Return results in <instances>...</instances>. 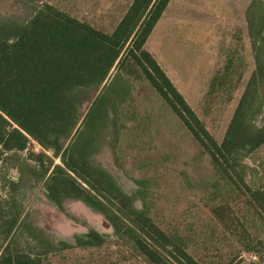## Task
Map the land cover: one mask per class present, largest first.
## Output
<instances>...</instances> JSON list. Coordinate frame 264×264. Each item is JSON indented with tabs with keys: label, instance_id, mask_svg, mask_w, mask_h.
Masks as SVG:
<instances>
[{
	"label": "trees",
	"instance_id": "trees-1",
	"mask_svg": "<svg viewBox=\"0 0 264 264\" xmlns=\"http://www.w3.org/2000/svg\"><path fill=\"white\" fill-rule=\"evenodd\" d=\"M169 1L132 0L109 33L47 2L36 6L28 19L0 18V162L35 141L51 155L29 153L36 162L34 180L62 213L67 214L66 199L82 202L108 221L117 242L130 246L147 264H202L187 251L181 235L153 220L151 205L142 193L144 181L137 180L141 190L127 193L94 160L112 118L106 110L112 102L108 90L119 76L103 85L87 113L83 117L81 113L83 102L116 64L135 65L208 154L228 192L245 196L251 218L264 232V186H248L242 174V159L264 142V122H256L264 108V12L254 11L256 2L263 6L264 2L254 0L247 8L254 66L218 143L144 48ZM112 105L116 112L117 104ZM101 106L105 108L99 115ZM95 118L96 128L92 127ZM22 184L21 175L9 180V191L0 199V264H44L49 252L72 246L65 240L49 239L40 240L38 249L18 244L16 234L26 216L16 197ZM138 198L140 207L134 205ZM221 209L213 207L217 220L233 234L241 250L256 256L248 264H264V235L260 238L249 231L245 224L249 219L241 222ZM237 223L240 230L233 229ZM105 240V234L90 227L75 234L73 244L90 247Z\"/></svg>",
	"mask_w": 264,
	"mask_h": 264
},
{
	"label": "rangeland",
	"instance_id": "rangeland-1",
	"mask_svg": "<svg viewBox=\"0 0 264 264\" xmlns=\"http://www.w3.org/2000/svg\"><path fill=\"white\" fill-rule=\"evenodd\" d=\"M131 1L0 0V18L28 19L36 6L47 2L109 33ZM252 1L175 0V10L182 18L189 17V25L165 14L144 46L218 143L253 69L246 23ZM259 9L264 12V6L256 2L257 14ZM115 76L119 78L108 90L112 102L106 106L112 118L103 130L95 162L127 193L141 190L137 180L144 181L142 193L151 205L153 220L164 230L181 235L187 251L202 264L255 260L253 253L241 250L233 234L213 214V207H219L241 222L249 219L245 223L249 231L263 238L261 225L245 206V196L239 191L228 192L208 154L141 69L129 62L116 64L105 82L83 102L82 117L103 85ZM112 104H117L116 112L111 110ZM104 108L100 107L99 115ZM256 120L257 124L264 122V108ZM93 121L96 128L97 118ZM40 151L51 155L31 141L27 149L8 153L0 162V199L9 191V180L23 178L16 197L26 216L16 234L18 244L25 249H38V242L44 239L72 244L49 252L43 257L44 264H147L134 249L115 240L100 213L78 200L66 199L64 214L45 197L42 184L34 180L36 162L29 154ZM242 164L245 183L252 188L264 186V142L247 154ZM141 204L139 198L134 202L136 207ZM238 223L233 229L240 230ZM90 227L105 234V242L90 247L74 245V235Z\"/></svg>",
	"mask_w": 264,
	"mask_h": 264
},
{
	"label": "crops",
	"instance_id": "crops-1",
	"mask_svg": "<svg viewBox=\"0 0 264 264\" xmlns=\"http://www.w3.org/2000/svg\"><path fill=\"white\" fill-rule=\"evenodd\" d=\"M182 1L184 3V0H182ZM165 14H168L169 17L171 15V17L174 19V21H185L186 24H182V25H187L188 22L190 21L189 17L182 18L180 16V14L177 13V11L175 10V0H170L168 2V4H167L165 10L163 11L162 15L160 16V18L158 19L157 23L155 24L153 30L155 29V27H157L159 25V23L161 22V20L163 19V17H164ZM152 31H151V33H152ZM147 39H146V42H147ZM146 42H145V44H146ZM145 44H144V46H145ZM248 44H249V53H250L248 58L250 59L251 65L253 67L254 64H253V56H252V50H251V47H250V42H248Z\"/></svg>",
	"mask_w": 264,
	"mask_h": 264
}]
</instances>
